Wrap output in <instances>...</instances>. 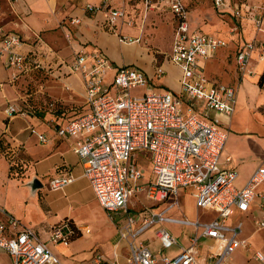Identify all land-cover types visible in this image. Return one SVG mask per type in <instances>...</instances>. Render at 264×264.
Returning <instances> with one entry per match:
<instances>
[{
	"label": "built area",
	"instance_id": "obj_1",
	"mask_svg": "<svg viewBox=\"0 0 264 264\" xmlns=\"http://www.w3.org/2000/svg\"><path fill=\"white\" fill-rule=\"evenodd\" d=\"M140 3L144 9L141 20L148 11L171 14L174 34L167 56L180 69L177 92L154 82L165 73L161 66L150 77L137 65H114L98 46L79 49L70 60L59 59L63 70L50 76L42 59L51 50L46 46L44 53L38 51L41 39L29 50L18 32L1 24L0 59L10 70L12 82L42 73L61 80L69 90L66 75L81 80L83 113L49 126L60 138L73 140L72 151L83 175L116 227L113 261L94 256L97 264H226L236 249L249 246L242 236L244 220L255 229L264 228V193L259 190L264 183V157L242 186L236 183V169L222 166L228 131L217 115L230 118L237 95L233 86L204 73L203 64L225 41L189 28L185 0ZM212 5L220 11L227 7L226 0H212ZM83 8L91 13L101 10L102 27L115 33L121 43L141 41L140 36H119L118 27L135 24L123 5L100 0L98 4L87 2ZM232 13L236 18L250 17L255 29L262 30L264 0L258 5L240 3ZM136 16L134 13L133 18ZM68 22L79 24L80 18L71 17ZM254 52L263 59L264 47L254 38L236 49L234 61L242 75L252 72L249 64ZM54 104L50 103L51 108ZM4 111L9 118L28 113L15 104H8ZM37 138L48 142L43 133ZM141 161L148 163L147 174ZM230 161V157L224 160ZM73 181L65 170L49 178L47 185L62 189ZM188 189L202 213L194 219L171 216L169 211L179 206V192ZM169 223L190 228L186 243L172 234ZM88 232V226L62 219L49 227L44 239L33 227L0 210V250L11 264H68L52 245L68 244L74 236ZM173 247L177 249L170 251ZM253 258L264 264L262 252L255 251Z\"/></svg>",
	"mask_w": 264,
	"mask_h": 264
},
{
	"label": "rangeland",
	"instance_id": "obj_2",
	"mask_svg": "<svg viewBox=\"0 0 264 264\" xmlns=\"http://www.w3.org/2000/svg\"><path fill=\"white\" fill-rule=\"evenodd\" d=\"M133 2L128 1L127 4L129 5L123 6L129 11L135 24L133 28L128 25L123 26L119 36L138 35L140 30L141 41L122 46L120 53L124 60H134L137 62L135 65L141 68L150 65L149 59L153 55L157 59V63L164 60L162 66L165 68L169 64L166 56L170 48L169 34L173 28L171 14L168 11H148L144 19L141 20L140 14L144 10L143 6L139 2L140 6L134 5ZM32 3L37 10L47 9L45 0H32ZM186 3L189 17V11L195 7L197 0H186ZM209 5L211 6L212 3ZM213 10H211L212 16L220 18L226 25L225 35L219 36L226 44L219 51V57L214 56L208 62L206 71L219 82H225V79H221L223 76L224 78L227 77L226 83L239 88L243 82V77L248 76H242L236 69L235 47L237 43L241 45V42L252 38L261 42L264 47V39L257 37V32L263 31L260 33H264V30L254 31L252 24L246 19L243 21L250 25L252 32L251 36L246 35L243 33V28H248V25L242 26L243 21L237 24L234 19L222 18ZM134 13L137 16L133 18ZM211 14L204 18L205 23L214 24ZM232 27H236V29L231 30ZM262 27L264 29V25ZM260 33L259 36H262ZM232 39L233 41H230ZM234 39L238 42L235 43ZM255 54L257 52H254L253 55ZM257 64L260 65L258 68ZM251 66L254 68L250 73L251 77H249L252 81L245 89V100L248 104L249 113L242 111L241 120L249 121V125L255 129L251 132L264 137V81L261 86L258 84L259 77L264 71V58L261 62H256L253 59ZM174 73L175 70H173ZM48 78V76L44 77L42 73H33L31 76H27L24 81L13 82L18 88V92H15L16 98L12 99V102L15 101L11 104L17 103L28 113L17 115L11 119H6L5 116L1 118L5 125L4 128H0V208H5L19 217L24 225L33 227L44 239L47 238L49 227L64 217L72 218L79 227L88 226V233H82L75 239L72 238L68 244L52 245L54 252L68 264H97L93 257L100 255L102 258L113 261L115 257L113 243L117 238L116 227L97 203L93 190L83 175L81 163L72 151L70 143L60 138L55 130L49 126L55 121H60V118L64 121L80 115L84 108L76 100L62 104L60 100L52 98L48 92H40L41 84L46 82ZM51 80L57 83L54 78ZM68 81L74 87H79L78 81L74 77L68 78ZM154 82L163 86L161 84L164 82V74L159 79H154ZM7 89L13 91L11 87H7ZM52 101L56 103V106L62 108L58 111L51 109L50 103ZM30 119L43 122V124L38 127ZM14 121H16L14 126L17 129L11 125ZM36 131L43 133L50 140L44 144L40 143L36 138ZM59 143L60 145L55 146ZM262 144L264 145V142ZM229 147L233 150L234 146ZM256 161V155L251 151L238 164L237 169L240 176L248 172L253 162ZM56 165L71 167V172L76 176V179L62 189H49L47 182L51 174H55ZM141 165L143 173L147 174L148 163L141 161ZM8 180L10 181L9 184ZM259 190L264 192V183L259 187ZM191 192L190 189L179 192V206L174 207L171 212L174 217L194 219L197 214L202 213L201 209L195 206V199ZM167 226L171 229L172 234L178 237V240L186 243V237L191 231L190 228L181 227L176 223H169ZM242 236L247 238L249 246L236 249L226 264H258L253 258L254 252L260 251L264 254V228L255 229L248 220H244ZM176 249L177 247H173L169 250ZM0 264H11L8 255L1 250ZM99 264L107 263L101 261Z\"/></svg>",
	"mask_w": 264,
	"mask_h": 264
},
{
	"label": "crops",
	"instance_id": "obj_3",
	"mask_svg": "<svg viewBox=\"0 0 264 264\" xmlns=\"http://www.w3.org/2000/svg\"><path fill=\"white\" fill-rule=\"evenodd\" d=\"M45 1L47 2V9L37 10L35 9V5L32 3V0H0V24L5 29L18 32L25 40L26 47L29 50L33 49L34 47L38 45V42H35L37 38L41 39L42 49H39L38 51H40L41 53H44L43 49L46 46L51 50V53L49 54L46 53L47 55L44 57V59H42V63L48 68V72H49L48 75L50 76L59 75L60 71L63 70L58 65L59 59L70 60L75 51L79 49L89 51L91 50L92 47H95V46L102 48L114 65L118 66L122 64H133V63L135 65L137 63L134 60L128 61V60L123 59L120 53L121 51L120 49L122 46L128 45V43H121L118 40V36L115 33L107 31L102 27L103 14L101 10H98L94 13L87 12L84 10L83 6L85 3L90 2V3L98 4L100 0H45ZM128 1H134L133 2L134 5H137V6L141 5L139 4L140 0H128ZM128 1L127 0H111V3L118 6V5H125L128 3ZM262 1L263 0H226L227 7L224 10L220 11V10H216L213 7V5L211 6L209 5L212 3V0H197L195 7L189 11V17H188V11H187V20H188L189 28L191 30H201L205 33L216 35V36L225 35L224 33H226V25L222 22V20H220V18H217L214 15L212 16L211 10L214 9L213 11L216 14L220 15V17L222 18L230 17L234 19L237 22V24H240L241 21L248 19V21L252 24L254 31H256L254 24L252 23V20L250 17L247 16V17L236 18L233 15L232 10L236 6H238L240 3H246L248 5H258ZM208 14L209 15L211 14L214 24H208L204 22V18H207ZM71 17L80 18V23L75 24V25L69 24L68 20ZM244 25L245 26L248 25L246 24V21L242 22V26ZM263 25H264V16H263L262 26ZM123 26H126V25H122L118 27L119 32H121ZM130 28H133V27H130ZM232 28L231 30H233ZM262 30L264 29L262 28ZM260 32H263V31H260ZM260 32H257L258 33L257 37L259 39L260 38L264 39V33H260ZM243 33L246 35L247 34L250 35L252 33L250 29V25H248V28L246 27L243 28ZM259 33L262 36H259ZM173 34H174V27L172 28V32L171 34H169V38H168L170 39L169 52L171 49ZM139 35H140V30H139L138 35L130 34L131 37H137ZM246 40H249V39H246ZM230 41H233V39ZM234 42L236 43L238 41L237 40L235 41L234 39ZM134 43H139V42H133L129 44H134ZM242 43H244V41L241 42V44ZM239 46H240L239 43H237L235 47V51ZM221 48H223V46L218 49V51L215 53L214 56L219 57V51L221 50ZM144 49L146 48L144 47ZM169 52L167 53V55L169 54ZM212 58L208 59L203 64L204 73H206L208 76L210 75L207 73L206 67L208 65V62H210ZM253 59L256 60V62L258 61L261 62L260 60L261 58H259L258 54L253 55L251 62L249 64L251 71L254 69L251 66ZM166 60L168 61L169 64L165 68H163L162 65L164 63V60L157 63V59L154 58L153 55H151V58L149 59L150 65L148 66L146 64H140V65L147 66L146 68L142 66V69L150 77L153 75L155 67L157 65L161 66L165 71L164 82L161 85H163V87H169L173 91L177 92L180 89V86H179L180 69L169 61L168 56H166ZM210 64H213V63H210ZM256 66L258 68L260 65L257 64ZM173 70H175L174 74H173ZM245 75H247L248 77L246 78L243 77V82L240 84L239 88L234 87L236 90V95H237V103H236L234 114L230 118H225L222 115H217L221 125L225 127L226 130L228 131L226 145H225V148L222 154V162H223L222 166L228 167V168L233 167L236 169L238 173V178H237L236 183L239 186H242L244 184V182L247 180L251 172L260 164L262 158L264 157V149H262L264 148V145L262 144L264 142V137L251 132V131H254L255 129L249 125V121L241 120L242 111L243 112L245 111V113H249L247 109L248 104H247V101L245 100V89H246V86H248L252 81V79L249 78L251 77L250 74H244L242 76H245ZM70 77H74L78 81L79 87L76 88L73 85H71V83L68 81V78ZM226 78L227 77L224 78L223 76L221 80L225 79V82H220V83L228 84L226 83L227 82ZM51 79L52 78L49 77L46 80V82L42 83L39 91L42 90L43 93L48 92V94L51 95L52 98L60 100L62 104H68L70 103V101H75V100L77 101V103L78 102L80 103L79 104L80 106L84 104L83 86H82L80 78L77 75H66L64 77V81L69 83L71 86V88L66 91L62 85L61 80L55 79L57 81L56 83L54 80H51ZM7 87H11L13 91L12 92L9 91ZM16 91L18 92V88L15 86V84L10 79V70L6 67L3 60L0 59V128L1 127L4 128V125H5L2 122V119H1L2 117L5 116L6 119L12 118V117L10 118L7 117L4 110L8 104H11L15 101L13 100L12 102V99L14 97L16 98V94H15ZM237 104L239 105L238 107H237ZM15 105L19 106L17 103H15ZM15 116L17 115H14L13 117ZM60 119L62 120V118ZM16 121L11 123L13 128H16L14 126V123ZM30 121L38 125V127L41 124H43V122H39L37 120L35 121V119H30ZM35 134H38V132L36 131ZM52 139L56 140L54 138ZM49 140L50 139L48 138V141ZM64 141H68L72 149L73 140L65 139ZM58 145H60V143L56 144L55 146H58ZM229 146H234L233 150H231ZM251 151L252 153H255L257 161L253 162L248 172L240 176V172L237 169L238 164L242 162L244 158L250 154ZM226 157H230L231 161L224 162ZM66 166L64 167L62 165H56L55 174L53 175L51 174L49 178H51L52 176H55L58 173H62L63 171L66 170V174L73 176L75 180L76 176L72 174L71 167H66ZM82 171H83V168H82ZM9 182L10 181L8 180V184ZM159 207H161V205ZM173 208L169 211V214H171V212L173 211ZM1 209L14 215L13 213L9 212L5 208H0V210ZM171 216L173 215L171 214ZM16 218H18L21 221L19 217H16ZM186 240H187V237H186Z\"/></svg>",
	"mask_w": 264,
	"mask_h": 264
},
{
	"label": "trees",
	"instance_id": "obj_4",
	"mask_svg": "<svg viewBox=\"0 0 264 264\" xmlns=\"http://www.w3.org/2000/svg\"><path fill=\"white\" fill-rule=\"evenodd\" d=\"M263 81H264V71L262 72V74H261L260 77H259V80H258V84H259V86L262 85ZM61 108H62L61 106H56V103H55V104H54V108H51V109H53V110H55V111H58V110L61 109ZM64 219H67L72 225L75 224L72 218L64 217ZM80 235H81V234H78V235L74 236L73 239L79 237Z\"/></svg>",
	"mask_w": 264,
	"mask_h": 264
},
{
	"label": "bare ground",
	"instance_id": "obj_5",
	"mask_svg": "<svg viewBox=\"0 0 264 264\" xmlns=\"http://www.w3.org/2000/svg\"><path fill=\"white\" fill-rule=\"evenodd\" d=\"M133 43V42H132ZM129 44V43H128Z\"/></svg>",
	"mask_w": 264,
	"mask_h": 264
}]
</instances>
